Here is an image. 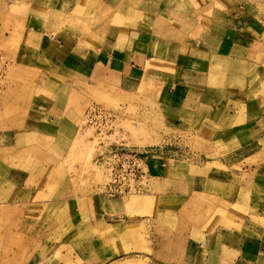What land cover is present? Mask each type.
Segmentation results:
<instances>
[{"label":"crops","instance_id":"0c3cea01","mask_svg":"<svg viewBox=\"0 0 264 264\" xmlns=\"http://www.w3.org/2000/svg\"><path fill=\"white\" fill-rule=\"evenodd\" d=\"M6 21L10 29L18 23L19 32H5ZM263 21L264 0H0V41L16 39L10 52L17 78L0 94V115L15 119L0 129L7 182L0 188V264H119L138 257L129 231L136 222L123 198L97 192L90 181L75 183L69 173L81 113L95 91L123 98L148 86L158 90L152 97L165 126L183 127L184 118L203 123L209 106L217 108L201 85L221 54L224 60L250 54L260 35L253 24ZM255 70L264 87V65ZM259 110L264 123V97ZM257 122L230 152L242 153L238 164L255 155ZM261 135L256 144L264 152ZM169 153L147 158L149 183L163 187L153 196L164 204L200 192L198 174ZM10 211L16 215L6 225ZM155 213L165 230L151 264H264V237L237 238L227 230L232 236L225 240L218 228L197 230L180 215L174 232L168 204ZM263 216L253 225L264 233Z\"/></svg>","mask_w":264,"mask_h":264},{"label":"rangeland","instance_id":"374dc122","mask_svg":"<svg viewBox=\"0 0 264 264\" xmlns=\"http://www.w3.org/2000/svg\"><path fill=\"white\" fill-rule=\"evenodd\" d=\"M7 24L10 26L9 21L3 23L5 32H19L18 23H15L11 29L7 28ZM253 26L260 35H256V43L253 44L250 54L247 57L236 54L237 56L229 60H224L221 54L218 65L211 69L207 81L205 80L201 85L205 90L207 102L213 104L214 109L217 108L212 111L209 106L211 113L205 114L203 123L196 122L195 118L194 122L192 119L184 118L187 124H183V127L165 126L152 97L153 93L157 95L158 90L148 86L137 94L123 98L106 94L104 91H95L94 103L87 104V109L94 106L119 113L114 134L101 139L104 144L122 142L130 149L147 151L148 156H157L160 153L164 155L166 151H170L169 154L173 155L174 159L181 158L184 166L189 165L191 176L194 173L198 174L194 188L196 191L199 190V193H193L191 197L172 198L173 203L167 202L170 208L169 216L173 214L167 227L174 232L178 230L174 224L175 218L180 215L184 224L196 227L197 230L212 233L218 228L221 234L225 235V240H229L232 236L231 232L227 236L229 233L227 230H233L237 238L264 237V233L259 232L253 225L262 222L260 217L264 215V167L262 166L264 152H260V146L256 144L260 135L264 133L262 129L264 123L259 120L261 116L259 105L261 98L264 97V87L256 76L262 71L255 70L256 65H264V21ZM10 41L16 42L15 37L12 40L2 38L0 41V94L9 90L10 83L17 80L11 73L14 64L10 51L14 49L15 43ZM226 96L229 100H225ZM0 98V108H2V97ZM0 112H3V109H0ZM81 114L76 126V129L78 126L79 128L73 133L75 139L66 165L75 183L79 181L85 185L90 181L92 187L97 192H101L107 182V171L96 157L97 151L101 149L100 140L94 129L84 126V113ZM9 119L15 120L0 115V129L5 127ZM254 121H258L257 127L254 128L256 130L254 144L257 149L253 148V140L251 144V152L255 155L238 164L242 160V153H237L234 157L230 152L235 147L243 146L244 143L240 139L244 138L246 142V131L251 128ZM241 135L243 137L240 138ZM234 140L238 141L234 142ZM233 144L235 146L232 147ZM261 146L264 148V142ZM219 159L223 163H215ZM225 161H230L232 164L228 166ZM234 161L237 163L235 166H233ZM250 167L252 171H245ZM4 176L0 171V188H3V184H7L3 180ZM221 181H230V183H219ZM149 182L146 178L148 193L110 197L123 198L130 221L136 222L135 226L128 228L136 236L137 251L133 253L139 256L119 264H151L148 256L164 233L165 226L157 222L155 212L158 206L167 204L153 196V193L160 194L163 187ZM130 206H133V209ZM2 214L0 221L4 223ZM15 215L14 211L8 213L6 225L11 220L13 222ZM0 231L3 232L2 229ZM14 236L18 238L20 235L15 232Z\"/></svg>","mask_w":264,"mask_h":264},{"label":"built area","instance_id":"2783aa9c","mask_svg":"<svg viewBox=\"0 0 264 264\" xmlns=\"http://www.w3.org/2000/svg\"><path fill=\"white\" fill-rule=\"evenodd\" d=\"M118 116V112L94 106L84 113V126L94 129L100 140L97 161L107 171V182L101 192L108 197L142 195L147 193L148 152L130 149L122 142L106 145L101 141L114 134Z\"/></svg>","mask_w":264,"mask_h":264}]
</instances>
